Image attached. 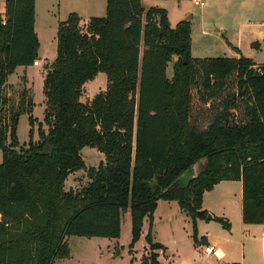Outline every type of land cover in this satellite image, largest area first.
Wrapping results in <instances>:
<instances>
[{
	"label": "trees",
	"instance_id": "trees-1",
	"mask_svg": "<svg viewBox=\"0 0 264 264\" xmlns=\"http://www.w3.org/2000/svg\"><path fill=\"white\" fill-rule=\"evenodd\" d=\"M35 17L36 0H5L0 13V264H55L70 257L72 236L118 239L126 211L131 248L149 221L141 264H162L166 249L152 234L159 202L178 203L199 244L196 221L209 215L203 196L223 181H242L243 221L264 225V65L243 56L193 58L190 20L173 28L166 9L107 0L104 17L82 24L72 13L59 23L44 80L49 130L39 128L35 142L33 99L22 92L13 103L7 94L15 70L39 60ZM100 73L107 89L83 103L85 84ZM25 114L31 140L21 146ZM84 147L105 163L90 170L82 191H66L69 176L85 168ZM205 159L207 170L181 184Z\"/></svg>",
	"mask_w": 264,
	"mask_h": 264
},
{
	"label": "rangeland",
	"instance_id": "rangeland-1",
	"mask_svg": "<svg viewBox=\"0 0 264 264\" xmlns=\"http://www.w3.org/2000/svg\"><path fill=\"white\" fill-rule=\"evenodd\" d=\"M205 6L195 4V0H144L146 8L159 7L166 9L170 22L175 26L183 20H190L193 27L192 57L205 58H232L241 56L251 59L258 67L264 65V0H199ZM3 0H0V12L4 11ZM263 35V36H261ZM56 45L50 41L43 45L48 59L38 60V65L17 69L8 82L7 94L13 103L20 100L25 92L32 98L35 107L33 116L37 119L33 127V139L39 141L38 130L42 128L48 132L49 127L45 118L44 80L46 67L56 59ZM167 75L173 77V62L169 65ZM108 77L100 73L84 86L81 101L90 103L93 98L107 89ZM210 122L202 125L206 129ZM31 126L29 115L20 118L17 136L21 146L28 145ZM85 161V168L71 174L66 181L65 190L80 192L87 187L91 180L90 170L98 169L105 163V155L95 148L84 147L81 151ZM3 153L0 149V164ZM193 170L188 171L181 178V184L186 185L193 177ZM208 222V221H207ZM140 241L131 248L132 221L130 211L122 217L121 235L118 239L108 238H82L72 236L69 239L70 257L58 259L55 264H141V259L149 253L146 241L150 225L147 218L143 222ZM209 223V222H208ZM198 238L210 233L209 241L217 240L218 247L239 264H260L264 258V242L261 233L264 227H253L246 233L245 242L241 238H234L236 243L225 241L223 237L235 235L234 225L226 229L219 222H212L208 227H198ZM226 234H223V233ZM152 234L154 241L163 245L165 253L160 254L162 264H218L214 256L205 253L206 244H196L193 240L194 225L190 216L186 215L177 202L160 201L154 214ZM244 257V259H242Z\"/></svg>",
	"mask_w": 264,
	"mask_h": 264
},
{
	"label": "crops",
	"instance_id": "crops-1",
	"mask_svg": "<svg viewBox=\"0 0 264 264\" xmlns=\"http://www.w3.org/2000/svg\"><path fill=\"white\" fill-rule=\"evenodd\" d=\"M142 2L144 4V0H142ZM3 5L4 11L0 13L4 15L5 0H3ZM106 6L107 0H36L35 30L40 42L39 59L47 61L48 57L43 50V45L46 44V42L50 41L52 45L54 44L57 46L58 25L60 22L67 20L70 14L76 13L81 17L82 24H86L90 20V18L106 16ZM199 6H205V2L202 1V5ZM171 26L173 28L175 27L172 23ZM52 63L48 61L49 65H51ZM256 66L258 65L256 64ZM19 68L24 69L27 67H18L17 69ZM202 206L203 210L207 211L208 214L211 215L213 218L212 220L199 219V228L201 225H203V227H208L210 224H212V222H217L215 218H222L229 223L231 228L233 227V225L234 229L236 228V233L238 232L237 237H234V234L229 236V238L223 237L225 241L235 244L236 240H234V238H241V240L245 242V239H248L246 233L250 232L251 228L264 227V225H247L243 221L242 181H223L219 183L214 187L212 191L206 192L204 194ZM263 232L261 233V240L264 242V240L262 239ZM223 234L226 233L224 232ZM209 236L210 233L206 232V234L198 238V243H205L206 247H214V249L217 250L220 257L216 255L211 256H214L216 258L218 264H239L236 259L227 260L228 257H230L229 254L224 252V250H222L221 248H217V240H215L213 243L209 241ZM242 259H244V257ZM260 264H264V258L262 263Z\"/></svg>",
	"mask_w": 264,
	"mask_h": 264
},
{
	"label": "water",
	"instance_id": "water-1",
	"mask_svg": "<svg viewBox=\"0 0 264 264\" xmlns=\"http://www.w3.org/2000/svg\"><path fill=\"white\" fill-rule=\"evenodd\" d=\"M184 63H187V57L184 58ZM208 167V160L205 159L203 161H200L196 163L191 170H193V177L191 179L198 178L202 173H204L207 170ZM190 179V180H191ZM212 216L208 215V220H212Z\"/></svg>",
	"mask_w": 264,
	"mask_h": 264
},
{
	"label": "built area",
	"instance_id": "built-area-1",
	"mask_svg": "<svg viewBox=\"0 0 264 264\" xmlns=\"http://www.w3.org/2000/svg\"><path fill=\"white\" fill-rule=\"evenodd\" d=\"M195 4L196 5H202V2H199V0H195ZM5 21H6L5 18H3V24L4 25H5ZM35 65L37 66L38 65V62H36ZM262 239L264 240V232L262 234ZM205 253L208 256L216 255V256L220 257L219 254H218V252H217V250H215L214 247H206L205 248Z\"/></svg>",
	"mask_w": 264,
	"mask_h": 264
}]
</instances>
